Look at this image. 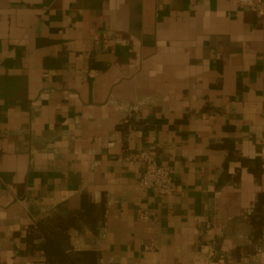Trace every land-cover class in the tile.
<instances>
[{"label": "crops", "instance_id": "obj_1", "mask_svg": "<svg viewBox=\"0 0 264 264\" xmlns=\"http://www.w3.org/2000/svg\"><path fill=\"white\" fill-rule=\"evenodd\" d=\"M141 149L174 196L140 189L144 164L119 156ZM262 193L264 13L0 0V264H45L31 225L85 202L70 243L101 264H264Z\"/></svg>", "mask_w": 264, "mask_h": 264}, {"label": "trees", "instance_id": "obj_2", "mask_svg": "<svg viewBox=\"0 0 264 264\" xmlns=\"http://www.w3.org/2000/svg\"><path fill=\"white\" fill-rule=\"evenodd\" d=\"M264 205V193L260 196L259 208ZM83 211L56 214L39 220L31 225L26 236L30 249L43 257L45 264H101L100 253L95 249L74 250L70 243L69 229L81 228L86 216L93 210L91 204L85 202ZM253 216L257 227L264 226V217Z\"/></svg>", "mask_w": 264, "mask_h": 264}, {"label": "built area", "instance_id": "obj_3", "mask_svg": "<svg viewBox=\"0 0 264 264\" xmlns=\"http://www.w3.org/2000/svg\"><path fill=\"white\" fill-rule=\"evenodd\" d=\"M239 8H254L259 13H264V0H231ZM112 146L113 143H109ZM120 160L140 161L144 164L143 175L139 182L140 189L151 191L155 196L170 198L176 194L177 186L171 175L170 168L158 162L157 152L153 149H141L135 152H128L119 156ZM140 218L148 219V212H140ZM153 250L157 246L150 243L146 246Z\"/></svg>", "mask_w": 264, "mask_h": 264}]
</instances>
